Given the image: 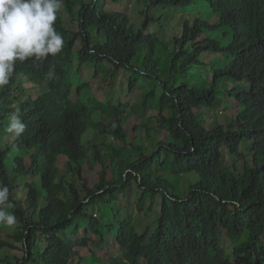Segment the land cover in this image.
Wrapping results in <instances>:
<instances>
[{
  "label": "trees",
  "instance_id": "16d2710c",
  "mask_svg": "<svg viewBox=\"0 0 264 264\" xmlns=\"http://www.w3.org/2000/svg\"><path fill=\"white\" fill-rule=\"evenodd\" d=\"M141 1L143 19L136 27L127 13L106 11L104 0H62L54 25L64 40L61 53L17 62L9 85L0 89V125L12 112L26 124L18 139L0 135V183L9 188L14 205L10 211L20 223L11 240L0 234V249L20 242L24 251L6 264H70L77 249L89 246L90 233L101 235L103 222L123 249L124 259L110 264H264V0ZM75 6L77 31L68 29L60 16ZM172 9L182 17L169 44L163 41L164 14ZM78 40L76 77L84 67L98 74L106 61L114 66L108 83L115 70L124 69L130 72V87L147 79L150 95L158 94L156 123L165 137L151 142L152 151L127 140L122 124L127 103L107 105L110 115L119 117L91 122L92 113L106 107L87 106L93 98L83 81L75 83V77L65 83ZM187 66L205 73L209 83L185 77ZM51 68L55 75L49 79ZM223 79L236 82L234 96L243 110L225 126L206 128L201 110L214 105ZM27 87L40 93L27 94ZM72 87L78 94L75 101L70 98ZM232 95L228 91V97ZM166 110L170 114L165 115ZM89 126L104 136L106 150L94 142L88 156L82 137ZM141 127L149 134L154 126ZM114 141L131 144L137 157L124 159V146ZM223 148L242 169L233 165L228 174ZM60 155L67 157L62 169ZM85 161L102 164L93 187L86 184ZM38 168L43 171L34 175ZM183 175L196 177L193 182L187 179L185 194L178 186ZM134 187L140 191V210L150 200V213L158 202L155 217L142 233L131 214L118 219L117 204ZM88 206H97L100 215L87 212ZM228 207L232 219L224 227ZM80 217L89 226L74 240L81 230ZM201 217L207 225L204 232L197 225ZM212 241L230 255L210 254Z\"/></svg>",
  "mask_w": 264,
  "mask_h": 264
},
{
  "label": "rangeland",
  "instance_id": "374dc122",
  "mask_svg": "<svg viewBox=\"0 0 264 264\" xmlns=\"http://www.w3.org/2000/svg\"><path fill=\"white\" fill-rule=\"evenodd\" d=\"M106 2L105 10L106 11H113L119 10L121 12L127 13L131 22L135 24L136 27L141 25V21L143 19V15L141 14V10L143 9V3L141 0H104ZM77 11L78 6L73 7V12L70 14L66 11H62L61 16L63 18L64 25L73 31H76L77 28ZM150 13H153L151 11ZM71 15V16H70ZM182 14L180 11L176 9L166 10L164 14L166 28L164 29L165 40L166 43L170 44L172 39V35L179 32V25L181 23ZM153 24H150V27ZM149 30L151 31V28ZM162 32V31H161ZM79 45V40L75 43L72 52H71V60L73 62L72 68L69 71L65 83H70L71 80H74L76 75L75 71L78 66V58H77V50ZM161 52L163 53V59L165 63L167 62L166 55L164 54L165 50L161 48ZM180 67V64H179ZM199 67V66H198ZM111 70H114V66L106 61L98 69V74L94 75V69L91 67H84L81 69V73L76 77L75 83L83 81L85 84L89 86L90 91V98L92 100H88L87 106L92 108L96 105L104 106L105 109L97 112H93L91 115V122H95L98 120H105L108 121L113 117H119L118 115H110V110L107 105H115L118 106L120 103H127L128 106L125 108V115L123 116V127L125 128L127 134L126 138L128 141L136 142L145 144L146 152L152 151L151 142L156 143L158 140L165 137V132L160 130L156 123V115H157V107L159 104V97L158 94L155 96H151L149 92H151L152 86L149 84L147 79H141L136 83L134 86L130 87L128 83V76L130 74L129 71L124 69L115 70L116 72L113 74V77L110 79V83H108V77L111 74ZM192 73V74H191ZM195 80V83H203L208 84L209 79L204 73V76L198 72L197 70L192 71L190 66L186 67V75L185 77L191 78ZM208 80V81H207ZM30 86V85H29ZM74 86V85H73ZM237 84L234 80H226L223 79L219 85L218 92H216V101L211 108L204 107L201 111L202 113V120L206 128L210 126H217V125H227L229 121L234 119L238 114H240L243 110L242 106L238 105L234 90L236 89ZM159 88V87H157ZM27 94H32L33 96H38L40 93L39 89H33L27 87ZM232 91V97H228V91ZM160 94V92H159ZM77 90L76 87H72V92L70 98L75 101L77 98ZM150 95V98L146 101V97ZM86 99H88V94L85 95ZM144 102L146 106H144ZM139 110V111H138ZM165 115L170 114L169 110L165 111ZM198 120H200L198 118ZM145 123L150 127L149 134L145 131L144 128L141 127V124ZM156 126V127H155ZM8 127V122L4 125H0V135L7 133L6 129ZM152 136V139L148 137ZM110 140L107 139L106 142ZM104 136L96 132V130L89 126L86 133L82 137V145L86 150L87 155L89 156L94 142L99 143V149L101 151L106 150V146L104 144ZM115 144L119 146H124L122 151V156L124 159L133 160L137 157V153L134 150L133 146L124 145L120 141H114ZM244 149L243 152L246 153L248 151L247 148ZM223 154V162L224 168L230 175L232 173L233 165H236L239 169H242L241 162L238 164H234L230 161V157L225 148L222 149ZM248 161L251 160V156L247 158ZM26 158V163L27 162ZM67 157L64 155L59 156L58 158V166L59 168H63L66 164ZM84 174L87 173V186L93 187L94 183L99 180V172L102 168L101 163L91 164L89 161L84 162ZM43 171L42 168H38L33 170L34 175L38 174L39 172ZM168 170L165 169V172ZM109 174V171H108ZM111 174V172H110ZM187 179L190 182L195 181L196 177L193 175L182 176L179 179V187L184 189V194L186 193L185 187L188 184ZM177 181V180H176ZM78 186H80V181L77 180ZM140 191L133 188L130 190L121 200L118 202L117 207L119 208V216L118 219H122L126 217L128 214H131L134 218L135 224L139 232H143L145 228L150 224V220L155 217L158 202L154 201L153 209L150 213H147V207L150 203V200H146L143 209H139L137 206L139 200ZM87 212H93L94 216H99L100 212L97 206H88L84 208ZM10 211V209H7ZM11 212V211H10ZM232 208L228 207L226 216L223 220V226L229 227L230 222L232 219ZM78 223L81 225V230L79 231L78 235L72 237L74 240L82 238L83 231L86 227L89 226L87 219L80 217L78 218ZM20 223L16 220V224L13 226H8L4 224H0V234H3V238L5 240H11L9 236L14 232L18 231ZM197 225L201 229V232H204L207 225L204 219L201 217L197 220ZM75 227V226H74ZM88 247L86 248H79L77 249V254L70 259V264H110L114 262L113 260L117 259H124L123 256V249L117 239L114 237L113 233L108 229L105 222H103V229L101 235L90 233L89 235ZM264 242V236H263ZM14 248H3L0 249V264L6 263H14L18 258L20 259L24 254L22 245L20 242H14ZM219 253H226L227 256L230 255V251H225L224 248L218 244L216 241H212L210 254L215 255Z\"/></svg>",
  "mask_w": 264,
  "mask_h": 264
},
{
  "label": "clouds",
  "instance_id": "9594fccd",
  "mask_svg": "<svg viewBox=\"0 0 264 264\" xmlns=\"http://www.w3.org/2000/svg\"><path fill=\"white\" fill-rule=\"evenodd\" d=\"M61 4L62 0H0V89L9 85L17 62L61 53L64 40L54 27ZM54 75L51 68L47 77ZM7 122V133L2 136L10 134L15 140L25 132L26 124L18 112H12ZM9 195L8 186L0 183V224L13 226L16 216L7 210L14 207Z\"/></svg>",
  "mask_w": 264,
  "mask_h": 264
}]
</instances>
